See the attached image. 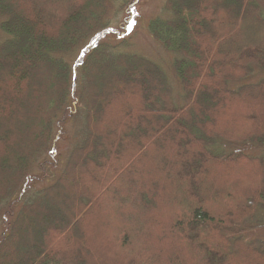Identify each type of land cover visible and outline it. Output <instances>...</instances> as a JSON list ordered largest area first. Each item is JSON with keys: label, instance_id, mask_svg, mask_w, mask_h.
I'll list each match as a JSON object with an SVG mask.
<instances>
[{"label": "trees", "instance_id": "1", "mask_svg": "<svg viewBox=\"0 0 264 264\" xmlns=\"http://www.w3.org/2000/svg\"><path fill=\"white\" fill-rule=\"evenodd\" d=\"M127 1L0 0V264H264V239L248 237L264 228V0H163L147 29L173 57L181 104L124 38L92 43ZM34 69L47 76L41 98ZM67 115L78 142L29 195L42 179L33 163ZM73 170L93 189L61 203ZM116 196L127 206L113 218ZM30 230L40 245L25 255Z\"/></svg>", "mask_w": 264, "mask_h": 264}, {"label": "rangeland", "instance_id": "2", "mask_svg": "<svg viewBox=\"0 0 264 264\" xmlns=\"http://www.w3.org/2000/svg\"><path fill=\"white\" fill-rule=\"evenodd\" d=\"M119 6H117L114 11L110 14V24L108 26L109 29H107L105 34L99 35L94 37L92 40L94 41L98 40L101 41H114V42H122L125 43L123 45L124 50L134 52L139 54L140 56L155 62L159 64L162 68V70L165 72V77L167 78L172 91L174 98L177 103L181 104V96H182V90L175 78L171 62H172V55L169 52L164 51L162 46L153 39V37L149 34V31L147 29V23L148 20L151 18L161 15L162 12V7H163V0H128L125 2L123 5H121V9H118ZM5 38V36L0 32V42ZM91 40V41H92ZM91 43V42H90ZM89 42H86L83 46L77 48L74 52L68 55L67 60L71 64V66L77 65V62L79 60V55L81 50L84 48V46L88 45ZM263 71V70H262ZM34 77L32 79V83L36 84L37 88L40 90L39 95H37V98H41V92L42 94L44 93V90H48L49 88L47 87V76L43 75L41 72H38L37 69H34ZM40 77H39V76ZM257 75V74H256ZM262 74H258L257 76L252 77L250 80L254 81L259 78ZM38 76V77H37ZM39 78V79H38ZM74 89H77V86L75 84ZM45 96V93L44 95ZM36 98V99H37ZM208 100V99H206ZM36 106V103L34 102V105L31 107V109H27L26 114L30 115L33 113ZM95 109H96V115L97 119L100 122V118L102 119L104 117L103 112H99V107L97 104H95ZM240 111V108L238 109ZM59 122H56L55 125L53 126V140L52 143L49 145V150L44 152L43 154H40L36 157V161H34L33 166H32V171L31 175L34 177H38L42 179H36L33 180L30 183V187L27 189L29 190L27 193L30 195L32 193H35L37 189H41L46 185H50L58 178V173L63 169L64 167V162L66 161L65 159L67 158L68 151L73 148V146L78 142L77 140V132L79 129V122L75 121L72 118H69V115L67 116H59L58 117ZM38 126V123L30 124V126H27V131L26 135L23 133V138H21L24 142L27 141L32 134V131L34 129L35 125ZM102 127L105 129V125H102ZM157 144V143H156ZM229 148H232V151H239L240 148H237L236 146L230 145ZM230 150V151H231ZM244 152L251 153L253 155H260L262 153V149H243ZM144 157H149L148 154L143 153ZM64 159V160H63ZM44 161L49 165L50 168H47L43 165ZM45 165V164H44ZM54 165V166H53ZM237 165L234 166L236 168ZM240 166V165H238ZM237 166V167H238ZM46 168V169H44ZM49 169V170H47ZM233 169V168H232ZM117 171V169H116ZM78 173V172H77ZM73 174L74 170H73ZM88 174L86 172L85 176ZM153 174V173H152ZM136 175H139V173ZM154 175V174H153ZM75 179V185L71 186V193L65 194L61 193L62 197L60 198V202L62 203L64 200L69 201L70 198L73 196H78L81 192H89L93 188L91 187L90 184H88V181L86 183L84 182L82 185V181L86 178L83 176H80L79 173L78 175H74ZM89 176H91V173H89ZM90 178V177H89ZM92 178V177H91ZM94 178V177H93ZM82 179V180H81ZM94 180H96L94 178ZM69 181V180H68ZM117 185V184H115ZM113 185V186H115ZM104 186V185H103ZM113 186L111 185V190L113 189ZM120 187V185H118ZM154 186V185H153ZM63 187V186H61ZM81 188V189H80ZM100 188V186H99ZM98 188V189H99ZM156 188H160L159 185L156 186ZM62 188L60 189V192ZM82 190V191H80ZM113 192V190H112ZM111 194V192H109ZM26 194V193H25ZM56 196L57 194L54 193ZM110 194H107V200H109ZM104 200H106L104 198ZM117 202H115L112 207H110V211L112 212L113 218H116V215L120 214L121 211H123V206H127V203L124 201V199L117 197L116 196ZM65 201V202H66ZM106 201H101V203L104 205ZM67 203V202H66ZM21 202L19 201L14 207L15 211H17L20 206ZM91 206V205H89ZM88 204L84 205L85 212L89 208ZM52 207L49 209L51 210ZM48 210V209H47ZM35 215V214H34ZM78 215H75L74 217V222L76 220L82 222V218L77 219ZM58 217V216H57ZM56 217V218H57ZM58 219V218H57ZM33 220V221H32ZM30 220V222H35L38 223L41 221V216H37V218H33ZM260 220L257 218V222ZM264 220V219H261ZM50 226L51 229L54 227L53 222L50 221ZM64 222H62L63 224ZM253 225V224H252ZM1 227H2V216H0V233H1ZM55 228V227H54ZM31 231V232H30ZM26 235L21 236V247L20 249L24 254L26 255L29 250H33L35 248V245H40V242L37 238V234L35 230H30ZM249 238H261L264 239V228H257L248 234Z\"/></svg>", "mask_w": 264, "mask_h": 264}]
</instances>
